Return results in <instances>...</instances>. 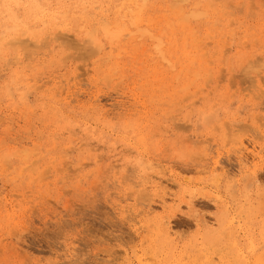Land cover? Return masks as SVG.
Segmentation results:
<instances>
[{
    "label": "rangeland",
    "instance_id": "rangeland-1",
    "mask_svg": "<svg viewBox=\"0 0 264 264\" xmlns=\"http://www.w3.org/2000/svg\"><path fill=\"white\" fill-rule=\"evenodd\" d=\"M0 4V264H264V0Z\"/></svg>",
    "mask_w": 264,
    "mask_h": 264
},
{
    "label": "bare ground",
    "instance_id": "bare-ground-1",
    "mask_svg": "<svg viewBox=\"0 0 264 264\" xmlns=\"http://www.w3.org/2000/svg\"><path fill=\"white\" fill-rule=\"evenodd\" d=\"M133 3V2H132ZM130 11V10H129ZM139 11V10H138ZM200 14V13H199ZM13 15V14H12ZM200 15H202V14H200ZM14 16V15H13ZM183 16V15H182ZM204 16V15H203ZM16 18V17H15ZM17 19H18V17H17ZM104 21V20H103ZM101 22V21H100ZM123 26V25H122ZM135 26H136V24H135ZM169 26H171V24H169ZM124 27V26H123ZM14 28V27H13ZM182 28L183 29H186V27L185 26H182ZM107 29V28H106ZM105 29V30H106ZM122 29V28H121ZM121 29H119L118 31H117V33L121 30ZM137 29V28H136ZM123 31V30H122ZM140 32V31H142L141 29H137V30H135V33H137V32ZM186 31V37H184L185 39L183 40V41H185V40H187L188 39V37H189V33H188V31L187 30H185ZM144 32V31H143ZM143 32H140L139 34H140V36H144L145 34H143ZM145 32H147V31H145ZM144 32V33H145ZM116 33V36L118 37L120 34H122V33H120V34H117ZM174 33H175V31L174 30H172V35H174ZM88 34V33H87ZM91 34V33H90ZM89 34V35H90ZM133 34V33H132ZM23 35V34H22ZM92 35V34H91ZM115 35V34H114ZM147 35V34H146ZM150 35V34H149ZM139 36V37H140ZM148 36V35H147ZM54 37H56V36H54ZM62 37V36H61ZM64 37V36H63ZM87 37H88V35H87ZM121 37H124V35H121ZM149 38L151 37V36H148ZM47 38V37H46ZM58 38H60V36H58ZM67 38V37H66ZM89 38V37H88ZM152 38V37H151ZM154 38V37H153ZM54 39V38H53ZM61 40H64L63 38H60ZM156 39V38H155ZM154 39V40H155ZM158 39V38H157ZM156 39V40H157ZM57 40V39H56ZM19 41V40H18ZM44 42V41H43ZM157 47H158V54L161 56V58L162 59H165L166 58V51L162 48V46H161V42L160 41H158L157 40ZM24 43H26V42H24ZM175 43H176V40L174 39L173 40V38H171V44L172 45H175ZM17 44H19V42L17 43ZM20 44H23L22 42L20 43ZM28 44V43H27ZM30 44H31V42H30ZM46 45V44H45ZM63 45V44H62ZM156 45V44H155ZM27 46V45H26ZM30 46V45H29ZM32 47H33V45H32ZM36 47V46H35ZM31 48V47H30ZM174 49H176V47L174 48ZM177 50V49H176ZM157 51V50H156ZM170 51V50H169ZM169 51H168V53H169ZM49 53V52H48ZM196 77V76H195ZM186 78V77H185ZM260 80H261V78H260ZM185 85V84H184ZM2 120V119H1ZM255 129V128H254ZM234 132V131H233ZM29 144V143H28ZM19 145V144H18ZM27 145V144H26ZM32 145H34V147L36 146V144H32ZM16 146V145H15ZM29 146L31 147V145L29 144ZM22 147V146H21ZM33 147V146H32ZM26 149L24 148V147H22V148H19V146H18V148L17 147H14V148H12L10 151H11V153L10 154H8V156H10L11 157V154H15L16 155V153H21L22 152V154L25 152V154L27 153V151H25ZM29 151V150H28ZM13 152V153H12ZM30 152H31V150H30ZM30 152H28V153H30ZM31 154H32V152H31ZM258 154V153H257ZM29 154H26V157L28 156ZM16 156H18V155H16ZM246 157H247V155H246ZM7 156L6 157H3V160L6 162V160H7ZM245 160V159H244ZM34 161V160H33ZM32 161V163L34 164V162ZM241 161V160H240ZM243 161V160H242ZM241 161V162H242ZM3 162V161H2ZM247 162V161H246ZM32 163L30 164L31 166H32ZM29 165V166H30ZM28 166V167H29ZM26 168V167H25ZM214 168V167H213ZM215 169V168H214ZM168 197H170V196H168ZM165 200H166V197H161L160 198V202H161V204L162 205H164L165 204ZM193 205V204H192ZM162 207V206H161Z\"/></svg>",
    "mask_w": 264,
    "mask_h": 264
},
{
    "label": "snow or ice",
    "instance_id": "snow-or-ice-1",
    "mask_svg": "<svg viewBox=\"0 0 264 264\" xmlns=\"http://www.w3.org/2000/svg\"><path fill=\"white\" fill-rule=\"evenodd\" d=\"M18 7H20V5H13V4H0V8H7V9H9V10H11V9H13V8H18ZM15 44L14 43H12V42H6L5 43V45H4V47L6 48V49H12V48H15Z\"/></svg>",
    "mask_w": 264,
    "mask_h": 264
}]
</instances>
